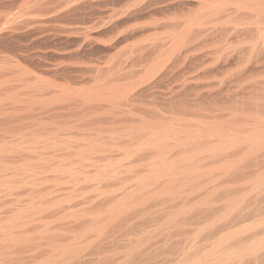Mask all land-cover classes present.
<instances>
[{
  "label": "rangeland",
  "instance_id": "rangeland-1",
  "mask_svg": "<svg viewBox=\"0 0 264 264\" xmlns=\"http://www.w3.org/2000/svg\"><path fill=\"white\" fill-rule=\"evenodd\" d=\"M2 1L0 264H264V0Z\"/></svg>",
  "mask_w": 264,
  "mask_h": 264
},
{
  "label": "bare ground",
  "instance_id": "bare-ground-1",
  "mask_svg": "<svg viewBox=\"0 0 264 264\" xmlns=\"http://www.w3.org/2000/svg\"><path fill=\"white\" fill-rule=\"evenodd\" d=\"M1 1H2V0H1ZM9 1H10V0H8V2H9ZM46 1H47V0H46ZM55 1H56V0H55ZM181 1H182V0H181ZM183 1H184V0H183ZM2 2H3V1H2ZM39 2H40V1H39ZM173 2H174V1H173ZM9 3H10V2H9ZM11 3H12V2H11ZM36 3H37V2H36ZM42 3H43V2H42ZM46 3H48V2H46ZM168 3H169V2H168ZM171 3H172V2H171ZM30 4H31V3H30ZM39 4H40V3H39ZM180 4H181V3H180ZM180 4H179V5H180ZM184 4H185V3H184ZM1 5H2V4H1ZM3 5H4V4H3ZM37 5H38V4H35L33 8H38L39 6H38V7H35V6H37ZM42 5H43V4H42ZM47 5H48V4H47ZM149 5H150V4H149ZM170 5H171V4H170ZM173 5H174V4H173ZM30 6H31V5H30ZM40 6H41V5H40ZM43 6H44V5H43ZM43 6H41V9H40L41 11H42V7H43ZM49 6H50V5H49ZM51 6H52V4H51ZM53 6H54V5H53ZM53 6H52V7H53ZM152 6H153V4H152ZM174 6H175V5H174ZM174 6H173V7H174ZM258 6H259V5H257V7H258ZM176 7H177V6H176ZM188 7H189V6H188ZM188 7H186V8H187L186 11L189 10ZM39 8H40V7H39ZM44 8H45V7H44ZM44 8H43V9H44ZM159 8H160V7H159ZM178 8H179V7H178ZM157 9H158V8H157ZM165 9H166V8H165ZM167 9H168V8H167ZM36 10H37V9H36ZM36 10H35V11H36ZM45 10H46V9H45ZM45 10H43L42 13L47 11V10H46V11H45ZM52 10H53V8H51V11H52ZM191 10H193V9H191ZM191 10H190V12H192ZM251 10H252V9H251ZM38 11H39V10H38ZM38 11H37V12H38ZM170 11H171V10H170ZM33 12H34V11H33ZM39 12H40V11H39ZM190 12H188V13H190ZM34 13H35V12H34ZM48 13H49V12H48ZM135 13H136V12H135ZM139 13H140V12H139ZM145 13H146V12H145ZM147 13H148V12H147ZM180 13H181V12H180ZM256 13H257V12H256ZM46 14H47V13H46ZM262 14H263V13H262ZM113 29H114V28H113ZM116 30L118 31V28H117ZM0 31H3V30L0 29ZM87 31H88V30H87ZM0 33H1V32H0ZM86 33H87V32H86ZM119 34H120V33H119ZM119 34H118V35H119ZM1 35H2V34H1ZM86 35H87V34H86ZM121 35H122V34H121ZM2 37H3V36H2ZM118 37H119V36H118ZM3 38H4V37H3ZM86 38H87V37H86ZM11 39H12V38H11ZM175 39H177V38H175ZM175 39H174V40H175ZM178 39H179V38H178ZM1 40H2V39H1ZM8 40H9V39H8ZM174 40H173V42H174ZM6 41H7V40H6ZM6 41H5V42H6ZM10 41H11V40H10ZM11 42H12V41H11ZM175 42H178V43H179V40H178V41L175 40ZM8 43H9V42H8ZM5 44H6V43H5ZM11 44H12V43H11ZM173 44H174V43H173ZM0 45H2V44H0ZM22 45H23V44H22ZM174 45H175V44H174ZM2 46H3V45H2ZM3 47H4V46H3ZM13 47H14V46H13ZM20 50H21V49H20ZM22 50H23V49H22ZM150 52H151V51H150ZM36 55H38V54H36ZM36 55H35V56H36ZM35 56H33V57H35ZM140 56H141V55H140ZM33 57H32V58H33ZM39 57H40V56H39ZM30 58H31V57H30ZM138 59H139V61H140V58H139V57H138ZM38 62H39V61H38ZM40 63H41V62H40ZM46 65H47V64H46ZM46 65H45V66H46ZM55 65H56V64H55ZM48 66H49V65H48ZM52 67H53V66H52ZM55 67H56V66H55ZM65 67H66V66H65ZM50 68H51V67H50ZM53 68H54V67H53ZM62 68H63V67H62ZM85 68H86V67H85ZM44 69H45V68H44ZM47 69H48V68H47ZM96 69H97V68H96ZM21 70H22V69H21ZM45 70H46V69H45ZM58 71H59V70H58ZM67 71H68V70H67ZM46 72H47V71H46ZM56 73H57V72H56ZM72 73H73V72H72ZM80 73H81V72H80ZM103 73H104V72H103ZM114 74H116V72H114ZM83 75H84V74H83ZM106 75H107V74H106ZM100 76H101V75H100ZM108 77L110 78L109 73H108ZM79 78H80V77H79ZM86 78H87V77H86ZM100 78H101V77H100ZM102 78H103V77H102ZM104 78H105V77H104ZM104 78H103V79H104ZM82 79H83V78H82ZM95 79H96V78H95ZM95 79H94V80H95ZM96 80H97V79H96ZM107 80H109V79H107ZM97 81H98V80H97ZM104 81H105V80H104ZM109 81H110V80H109ZM95 84H96V83H95ZM148 88H149V87H148ZM151 88H152V87H151ZM142 89H144V88H142ZM142 89H141V90H142ZM145 90H146V89H145ZM142 91H144V90H142ZM136 93H137V92H136ZM134 94H135V93H134ZM138 94H139V93H137V95H138ZM132 95H133V94H132ZM135 95H136V94H135ZM135 95H133L132 97H134ZM135 97H136V96H135ZM129 98H130V97H129ZM114 99H115V98H114ZM126 101H129V100L127 99ZM126 101H125V102H126ZM168 101H170V100H168ZM126 103H127V102H126ZM99 104H100V103H99ZM60 106H63V105H60ZM92 106H93V104H92ZM97 106H98V105H97ZM63 107H64V106H63ZM95 107H96V106H95ZM55 108L57 109V107H55ZM60 108H61V107H58L59 110H61ZM87 108H88V106H87ZM89 108H90V107H89ZM89 108H88V109H89ZM56 109H52V110L55 112ZM58 109H57V110H58ZM91 109H92V108H91ZM93 109H94V108H93ZM96 109H97V108H96ZM59 110H58V111H59ZM129 112H130V111H129ZM179 113H180V112H179ZM54 114H56V113H54ZM58 114H59V113H58ZM182 114H183V113H182ZM5 120H6V119H5ZM162 128H163V127H162ZM163 129H164V128H163ZM1 130H2V129H1ZM181 130H182V129H181ZM182 131H183V130H182ZM164 132H165V131H164ZM164 132H163V133H164ZM158 133H159V132H158ZM163 133H162V134H163ZM162 134H161V135H162ZM211 134H212V133H211ZM214 134H215V133H214ZM221 134H222V133H221ZM155 135H156V134H155ZM155 135H154V136H155ZM224 135H225V134H224ZM227 135H228V134H227ZM225 136H226V135H225ZM231 136H232V135H231ZM233 136H235V135H233ZM235 137H236V136H235ZM235 137H231V138L235 139ZM260 137H261V136H260ZM158 138H159V137H158ZM161 138H162V137H161ZM221 138H222V137H221ZM228 138H230V136H228ZM255 138H256V137H255ZM150 139H152V138H150ZM219 139H220V138H219ZM238 139H239V138H238ZM248 139H249V138H248ZM253 139H254V138H253ZM256 139H257V138H256ZM259 139H260V138H259ZM157 140H158V139H157ZM159 140H160V139H159ZM159 140H158V141H159ZM163 140H164V138H163ZM165 140H167V138H166ZM229 140L232 141L231 139H229ZM251 140H252V139H251ZM233 141H234V140H233ZM246 141H247V140H246ZM248 142L250 143L249 140H248ZM151 143H152V142H151ZM155 143H157V142H155ZM159 143H160V141H159ZM232 143H233V142H232ZM236 143H237V142H236ZM163 144H164V143H163ZM227 144H229V143H227ZM233 144H234V143H233ZM152 145H153V143H152ZM148 146H150V145H148ZM156 146H157V145H156ZM156 146H155V147H156ZM161 146H162V145H161ZM163 146H164V145H163ZM158 147H159V146H158ZM0 149H1V148H0ZM162 159H163V158H162ZM0 161H1V160H0ZM161 161H162V160H161ZM163 161H164V160H163ZM0 163H1V162H0ZM82 163H83V162H82ZM114 164H115V163H114ZM164 164H165V162H164ZM55 165H56V164H55ZM63 165H64V164H63ZM85 165H86V164H85ZM101 165H103V164H101ZM119 165H120V164H119ZM121 165H122V164H121ZM160 165H161V164H160ZM57 166H58V165H57ZM59 166H60V165H59ZM65 166H66V165H65ZM116 166H117V165H116ZM82 167H83V169H84L85 166H82ZM86 167L89 168V167H88V164L86 165ZM90 167H92V165H91ZM93 167H94V166H93ZM98 167H101V166L99 165ZM98 167H97V169H98ZM104 167H105V165H104ZM107 167H108V166H107ZM112 167H114V165H113ZM168 167H169V166H168ZM21 168H22V167H21ZM41 168H42V167H41ZM62 168H63V167H62ZM79 168H80V167H79ZM94 168H95V167H94ZM101 168H102V167H101ZM109 168H110V167H109ZM116 168H117V167H116ZM125 168H127V167H125ZM125 168H124V169H125ZM30 169L32 170V168H30ZM47 169H49V168H47ZM60 169H61V166H60ZM95 169H96V168H95ZM97 169H96V172L98 171ZM119 169H120V168H119ZM128 169H130V168H128ZM128 169H127V170H128ZM169 169H170V168H169ZM28 170H29V169H28ZM49 170H50V169H49ZM49 170H47V171H49ZM61 170H62V169H61ZM72 170H73V169H72ZM80 170H81V169H79V172H80ZM84 170H85V169H84ZM122 170H123V169H121V171H122ZM125 170H126V169H125ZM164 170H165V168H164ZM166 170H167V169H166ZM43 171H44V169H43ZM63 171H64V170H63ZM66 171H67V170H66ZM69 171H70V169H69ZM76 171L78 172V170L72 171V172H73V175L76 173ZM109 171H110V169H109ZM112 171H113V170H112ZM118 171H119V170H118ZM129 171H130V170H129ZM49 172H51V171H49ZM126 172H127V171H126ZM126 172H125V173H126ZM51 173H53V172H51ZM64 173H65V172H64ZM68 173H69V172H68ZM80 173H81V172H80ZM80 173H79V174H80ZM88 173H89V172H88ZM100 173H101V172H99V174H100ZM112 173H114V171H113ZM117 173H118V172L116 171L115 175H116ZM119 173H120V171H119ZM125 173H124V174H125ZM129 173H130V172H129ZM76 174H78V173H76ZM93 174H94L93 177L96 178V177H95V173H93ZM120 174H121V173H120ZM124 174H123V177H124ZM42 175H43V174H42ZM54 175H55V174H54ZM111 175H113V174H111ZM129 175H130V174H129ZM26 176H27V175H26ZM26 176H25V177H26ZM61 176H62V175H61ZM100 176L102 177V175H100ZM100 176L98 175L97 178H99ZM125 176H126V175H125ZM47 177H48V176H47ZM53 177H54V176H53ZM80 177H81V176H80ZM86 177H87V176H86ZM90 177H91V176H90ZM36 178H37V177H36ZM38 178H39V177H38ZM78 178H79V177H78ZM113 178H114V177H113ZM113 178H111V179H113ZM115 178H116V177H115ZM126 178H127V177H126ZM126 178H125V179H126ZM26 179H27V178H26ZM64 179H65V178H64ZM70 179H71V178H70ZM83 179H86V178L83 177ZM91 179H92V178H91ZM99 179H100V178H99ZM99 179H97L96 181H97V182H102V181H100ZM116 179H117V178H116ZM127 179H128V178H127ZM40 180H41V178H40ZM60 180H61V179H60ZM77 180H78V179H77ZM77 180H76V181H77ZM94 180H95V179H94ZM98 180H99V181H98ZM117 180H118V179H117ZM117 180H116V181H117ZM53 181H54V180H53ZM85 181H86V180H85ZM87 181H90V180H87ZM113 181L116 182L115 180H113ZM26 182H27V180H26ZM74 182H75V181H74ZM77 182H78V181H77ZM90 182H91V181H90ZM103 182H105V179H104ZM103 182H102V183H103ZM69 183H70V182H69ZM28 184H29V183H28ZM28 184H27V185H28ZM77 184H78V183H77ZM120 184H121V183H120ZM93 185H95V184H93ZM100 185H101V184H100ZM6 187H7V186H6ZM91 187H92V186H91ZM122 187H123V186H122ZM40 188H41V186H40ZM100 188H101V187H100ZM102 188H103V187H102ZM125 188H126V187H125ZM98 189H99V187H98ZM127 189H128V188H127ZM123 190H124V189H123ZM126 191H127V190H126ZM126 191H125V192H126ZM138 191H140V193L142 192V191L139 190V189H138ZM143 192H144V191H143ZM106 193H107V192H106ZM111 194H112V193H111ZM111 194H110V195H111ZM113 194H114V193H113ZM129 195H130V194H129ZM98 196H99V195H98ZM100 196H101V195H100ZM126 196H128V195H126ZM115 197H116V195H114L113 198H115ZM106 198H107V197H106ZM109 198H111V197H109ZM109 198H108V199H109ZM113 198H112V199H113ZM128 198H129V197H128ZM112 199H111V200H112ZM136 199H137V198H136ZM103 200H105V199H102V201H103ZM109 200H110V199H109ZM102 201H101V202H102ZM106 201H108V200H106ZM101 202H100V203H101ZM103 202L105 203V201H103ZM86 203H87V202H86ZM120 203H121V202H120ZM120 203H119V204H120ZM101 204H103V203H101ZM125 205H126V204H125ZM113 208H114V207H113ZM113 208H111V209H113ZM116 208H118V207H116ZM116 208H115V209H116ZM121 209H122V208H121ZM7 223H8V222H7ZM7 231H8V230H7ZM4 239H6V238H4ZM231 257H232V256H231ZM179 261H180V260H179ZM176 264H180V263H177V262H176Z\"/></svg>",
  "mask_w": 264,
  "mask_h": 264
}]
</instances>
